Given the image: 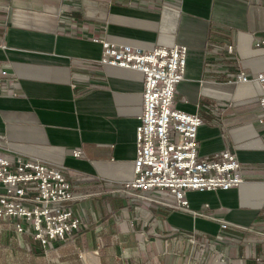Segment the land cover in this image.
Instances as JSON below:
<instances>
[{
  "label": "crops",
  "instance_id": "obj_1",
  "mask_svg": "<svg viewBox=\"0 0 264 264\" xmlns=\"http://www.w3.org/2000/svg\"><path fill=\"white\" fill-rule=\"evenodd\" d=\"M96 39L187 46L173 109L200 115L199 157L235 153L245 183L188 191V210L169 191L125 190L144 75L102 65ZM261 40L264 0H0V154L64 167L82 220L46 248L7 222L0 264L264 263L263 91L231 83L264 74Z\"/></svg>",
  "mask_w": 264,
  "mask_h": 264
},
{
  "label": "built area",
  "instance_id": "obj_2",
  "mask_svg": "<svg viewBox=\"0 0 264 264\" xmlns=\"http://www.w3.org/2000/svg\"><path fill=\"white\" fill-rule=\"evenodd\" d=\"M95 42L103 48L102 65L144 75L134 177L123 183L125 190L169 191L176 202L171 207L188 210V191H228L245 183L235 153L225 150L206 159L199 157L200 115L173 109L176 88L186 76L187 46L146 50L103 39ZM256 48L264 50V40L258 41ZM229 50L232 52L233 46ZM253 82L262 87L259 104L264 111V74L251 78L241 73L231 83ZM73 155L78 158L82 152L74 151ZM63 170L40 159H9L0 154V222L10 223L17 234L43 248L54 242L68 243L80 230L82 220L68 206L75 197ZM222 228L227 229L228 224Z\"/></svg>",
  "mask_w": 264,
  "mask_h": 264
},
{
  "label": "rangeland",
  "instance_id": "obj_3",
  "mask_svg": "<svg viewBox=\"0 0 264 264\" xmlns=\"http://www.w3.org/2000/svg\"><path fill=\"white\" fill-rule=\"evenodd\" d=\"M9 228L8 227V223L5 221V222H0V231L2 232L3 230ZM11 228V227H10ZM3 238L0 236V241L2 240ZM0 244H3V242H0Z\"/></svg>",
  "mask_w": 264,
  "mask_h": 264
}]
</instances>
